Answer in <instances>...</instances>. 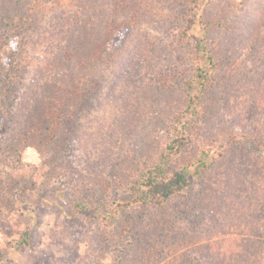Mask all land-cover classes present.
<instances>
[{
	"label": "rangeland",
	"instance_id": "rangeland-1",
	"mask_svg": "<svg viewBox=\"0 0 264 264\" xmlns=\"http://www.w3.org/2000/svg\"><path fill=\"white\" fill-rule=\"evenodd\" d=\"M261 146L264 0H0V264H264Z\"/></svg>",
	"mask_w": 264,
	"mask_h": 264
},
{
	"label": "trees",
	"instance_id": "trees-1",
	"mask_svg": "<svg viewBox=\"0 0 264 264\" xmlns=\"http://www.w3.org/2000/svg\"><path fill=\"white\" fill-rule=\"evenodd\" d=\"M196 13L194 16H198V11L200 10V7H196ZM198 21H200L199 16H198ZM193 23V22H192ZM190 23V25L192 24ZM200 25V24H199ZM202 27L200 26V29ZM190 29V27H188ZM194 38V44L197 48V51L203 52L200 53L202 56H206V60L209 61V66L211 64V57L207 55L206 49L202 46V39L199 36L192 35ZM13 43H15L13 41ZM84 59V58H83ZM92 59H94V56L92 55ZM207 69V68H206ZM205 66L201 63L196 64V69H195V76L197 78H200L201 80H205L207 78V74H209V69L206 71ZM62 70L65 69H60L59 72H51L45 77V81L49 82L50 80L52 81L53 85L57 84V77L60 75ZM53 76H55V80L53 79ZM184 134L183 131L181 130H175L173 133L172 138L169 139L168 143L165 146L166 154L168 156L170 155H177L180 152V146H179V141L183 138ZM180 139V140H179ZM209 150H206L208 152ZM162 158L160 161L159 165L154 168L152 172L149 173L148 176H146L143 181L138 185V190L134 189L133 194H132V199L129 201H122L116 203V205H113L112 207V212L117 213L118 207H127L133 204H143L146 202H152L155 204H162L165 200L169 199L172 195L181 192L184 189V186L186 184V177L184 176V172H174V173H168L166 163L168 162L167 157ZM259 156L260 159L264 162V146H261L259 149ZM167 170V171H166ZM168 173V174H167ZM19 243L22 245L27 244V233L23 232L21 234ZM252 250H250V253ZM247 254L246 257L249 256ZM253 256V253H251ZM244 261V260H243ZM243 261H236L237 264H241ZM229 263L227 264H233L231 259L228 260ZM246 263V261H244Z\"/></svg>",
	"mask_w": 264,
	"mask_h": 264
}]
</instances>
